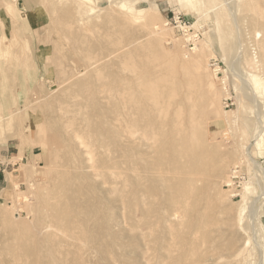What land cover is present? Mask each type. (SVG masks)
Segmentation results:
<instances>
[{"label":"rangeland","instance_id":"1","mask_svg":"<svg viewBox=\"0 0 264 264\" xmlns=\"http://www.w3.org/2000/svg\"><path fill=\"white\" fill-rule=\"evenodd\" d=\"M244 1L0 0V264H264V0Z\"/></svg>","mask_w":264,"mask_h":264},{"label":"bare ground","instance_id":"2","mask_svg":"<svg viewBox=\"0 0 264 264\" xmlns=\"http://www.w3.org/2000/svg\"><path fill=\"white\" fill-rule=\"evenodd\" d=\"M257 3H258V2H257ZM243 5H244L243 7H245V9H246V8H249V9H251V11H253V9H256V1H255V0H247V1H244ZM261 9H262V8H260V10H261ZM247 10H248V9H247ZM249 11H250V10H249ZM262 11H263V10H262ZM260 13H261V11H260ZM261 16H262V15H261ZM261 19L264 20L263 17H262ZM261 27H262V26H261ZM262 28H263V27H262ZM262 31H263V30H262ZM261 43H262V42H261ZM200 45H201V44H200ZM202 45H203V44H202ZM261 45H262V44H261ZM202 47H204V46H202ZM262 49H263V48H262ZM263 50H264V49H263ZM263 50H262V52H263ZM196 51H199V52H198L196 55H194V57L192 56V58H189V60H186V59L183 60V59H182L181 64H180V68H181V69H183L184 71L193 70V71L195 72L194 69L199 70L198 67L201 68L200 66H202V63H203V58H204L203 56H204V54H203V51L200 50V49H199V50L196 49ZM263 53H264V52H263ZM180 55H181V54H180ZM202 55H203V56H202ZM150 57H151V56H150ZM174 57H175V56H174ZM190 57H191V55H190ZM202 57H203V58H202ZM164 58H165V57H164ZM166 58H167V57H166ZM172 58H173V57H172ZM172 58H171V59H172ZM167 59H168V58H167ZM173 60H174V58H173ZM170 61H172V60H170ZM206 65H207V64H206ZM155 66H156V65H155ZM166 66H167V64H166ZM157 67H158V66H157ZM146 68H148V67H146ZM146 68H145V69H146ZM176 68H177V67H176ZM176 70H177V69H176ZM150 71H151V70H150ZM132 72H134V71H132ZM168 72H169V71H168ZM135 73H136V72H135ZM135 73H134V74H135ZM150 73H151V72H150ZM150 73H149L148 75H150ZM201 73H202V72H201ZM213 73H214V72H213ZM136 74H137V73H136ZM194 74H196V73H194ZM204 74H205V73H204ZM206 74H207V73H206ZM210 74H211V73H210ZM157 75H158V74H157ZM165 75H166V73H165ZM196 75H197V74H196ZM150 76H151V75H150ZM158 76H159V75H158ZM171 76H172V75H171ZM189 76H191V75H189ZM202 76H203V75H202ZM148 77H149V76H148ZM161 77H162V76H160V78H161ZM163 77H164V76H163ZM207 77H208V76H207ZM155 78H156V76H155ZM155 78H154V79H155ZM209 78H210V75H209ZM158 79H159V77H158ZM164 79H165V78H164ZM168 79H169V78H168ZM168 79H167V81H168ZM178 79H179V78H178ZM193 79H194V78H193ZM196 79H197V78H196ZM203 79H204V78H203ZM211 79H212V78H211ZM135 80H137V79H135ZM145 80H146V79H145ZM145 80H144V81H145ZM162 80H163V79H162ZM162 80H160V81H162ZM175 80H176V79H175ZM187 80H188V79H187ZM197 80H198V79H197ZM197 80H196V82H197ZM152 81H153V80H152ZM160 81H159V82H160ZM167 81H164L163 83H165V82L167 83ZM169 81H170V80H169ZM181 81H182V80H181ZM185 81H186V77H185ZM185 81H183V82H185ZM148 82H149V81H148ZM171 82H174V81H171ZM199 82H200V80H199ZM206 82H207V81H206ZM149 83H150L149 85H148L147 83H146V84L144 83L145 86L148 85V86H146V89L150 92V93H149V100L152 101V107H153V106L157 107L158 104H159L158 98H159V96L161 95V92L159 91V88H156V87H155V86H157L156 84H157L158 82H155L156 84L154 83V85L152 84L151 81H150ZM168 83H169V82H168ZM170 84H171V83H170ZM174 84H175V83H174ZM196 84H197V83H196ZM198 84H199V83H198ZM257 84H260V82L257 81ZM142 85H143V84H142ZM165 85H166V84H165ZM177 85H178V84H177ZM177 85H176V86H177ZM139 86H140V85H139ZM143 86H144V85H143ZM167 86H168V85H167ZM171 86H172V85H171ZM173 86H174V85H173ZM183 86H186L187 89H188V90H187L186 87H185V90H187L188 92H187V91L185 92V96H184V98L187 99L188 101H190V98H192V97L190 96V95H192V94H191L192 91H191L190 88H191L192 86H195V84H194L193 81H189V82L187 81V83L183 84ZM198 86H199V85H198ZM160 87H161V86H160ZM180 87H181V86H180ZM199 87H200V86H199ZM138 88H139V87H138ZM164 88H165V87H163V90H164ZM167 88H168V87H167ZM167 88H166V89H167ZM169 88H170V87H169ZM176 88H177V87H176ZM176 88H175V90H176ZM181 89H182V87H181ZM192 89H193V87H192ZM163 90H162V91H163ZM171 90H172V88H171ZM175 90H173V91H175ZM198 90H199V89H198ZM200 90H201V89H200ZM148 91H147V93H148ZM169 91H170V90H169ZM177 91H179V90H177ZM190 91H191V92H190ZM209 91H210V90H209ZM143 92H144V91H143ZM171 92H172V91H171ZM202 92H203V90H202ZM163 93H164V92H163ZM176 93H177V92H176ZM200 93H201V92H200ZM203 93H204V92H203ZM138 94H139V93H138ZM168 94H169V93H168ZM209 94H210V93H209ZM140 95H141V94H140ZM142 95H144V94L142 93ZM176 95H178V94H176ZM183 95H184V94H183ZM204 95H205V94H204ZM207 95H208V94H207ZM173 96H174V95H173ZM180 96H181V95H180ZM139 97L141 98V96H139ZM161 97H162V96H161ZM167 97H168V96H167ZM170 97H172V96H170ZM210 97H211V98L209 99V100H210V103L214 104V103L216 102V100H217V99H216L217 97L214 96V94H213L212 96H210ZM133 98H134V97H133ZM146 98H147V97H146ZM184 98H183V99H184ZM207 98H208V97H207ZM159 99H160V98H159ZM161 99H162V98H161ZM161 99H160V100H161ZM166 99H167V98H166ZM192 99H193V98H192ZM138 100H140V99L137 97V101H138ZM149 100H148V101H149ZM175 100H176V99H175ZM168 101H169V100H168ZM176 101H177V100H176ZM179 101H180V99H179ZM183 101H184V100H183ZM130 102H131V101H130ZM135 102H136V101H135ZM144 102H145V101H144ZM165 102H167V101H165ZM165 102H164V104H165ZM141 103H143V102H141ZM160 104H161V102H160ZM180 104H181V103H180ZM185 104H186V103H185ZM192 104H193V103H192ZM165 105H166V104H165ZM165 105H164V106H165ZM171 105H172V104H171ZM178 105H179V104H178ZM181 105H182V104H181ZM190 105H191V104H190ZM190 105H189V106H190ZM194 105H195V104H194ZM194 105H193V106H194ZM202 105H203V104H202ZM139 106H140V105H139ZM166 107H167V106H166ZM191 107H192V106H191ZM199 107H202V106H199ZM205 107H206V105H205ZM158 108H159V106H158L156 109H154V110H156V112H157V109H158ZM167 108H168V107H167ZM181 108H182L181 106H179V107L177 106V107L174 109V114H175V115L177 114V115H176V116H177V119H175V120H177V121H176V124H175L174 122H172V123L175 124V125L181 124L182 121L184 120V119H183V117H184V116H183V114H184L183 112H184V111L182 110V112H181ZM187 108H188V107H187ZM131 109H132V108H131ZM139 109H140V108H139ZM142 109L144 110V108H142ZM160 109H161V108H159V110H160ZM164 109H165V108H164ZM172 109H173V108H172ZM191 109H192V108H191ZM197 109H198V108H197ZM151 110H152V109H151ZM169 110H170V109H169ZM192 110H193V109H192ZM164 111H165V110H164ZM195 111H196V110H195ZM141 112H142V111H141ZM162 112H163V110H162ZM167 112H169V111H167ZM192 112L194 113V111H192ZM192 112L189 110V115H190L189 117H190V118L193 117V116H192ZM129 113H130V112H128V114H129ZM132 113H133V112H132ZM135 113H136V112H135ZM158 113H160V111H159ZM163 113H165V112H163ZM182 113H183V114H182ZM155 114H156V113H155ZM161 114H162V113H161ZM129 115H130V114H129ZM146 115H147V114H146ZM151 115H152V114H151ZM153 115H154V114H153ZM164 115H165V114H164ZM164 115H162V116H164ZM168 115H169V114H168ZM175 115H174V116H175ZM130 116H132V115H130ZM148 116H149V115H148ZM159 116H160V115H159ZM169 116H170V115H169ZM174 116H173V119L175 118ZM194 116H195V115H194ZM143 117H144V116H143ZM154 117H155V116H154ZM167 117H168V116H167ZM189 117H187V118H189ZM168 118H169V117H168ZM196 118H197V116H196ZM153 119H154V118H153ZM157 119H158V118H157ZM159 119H160V117H159ZM161 119H162L161 121H164L163 118H161ZM173 119H172V120H173ZM168 120H169V119H168ZM168 120H165V121H168ZM185 120H186V119H185ZM131 121H132V120H131ZM170 121H171V120H170ZM188 121H189V122H187V123L189 124L190 122H192V119H190V120L188 119ZM193 121H194V120H193ZM195 121H196V120H195ZM149 122H150V121H149ZM155 122H157V120H155ZM158 122H159V120H158ZM200 122H201V120H200ZM200 122H199V123H200ZM147 124H148V123H147ZM160 124H161V123H160ZM165 124H167V123H165ZM182 124L184 125V124H186V123L183 122ZM190 124H191V123H190ZM170 126H171V123H170ZM129 127H130V126H128V128H129ZM171 127H173V126H171ZM177 127H178V126H176V128H177ZM184 127H185V126H184ZM184 127H183V128H184ZM191 127H192V126H191ZM193 127H194V125H193ZM197 127H198V126H197ZM130 128H132L131 131L133 130V132H135V131H134L135 129H133V128H135V126H134V127L132 126V127H130ZM130 128H129V129H130ZM146 128H147V127H146ZM187 128H188V127H186V129H187ZM152 129H153V128H152ZM156 129H157V128H156ZM163 129H164V128H163ZM165 129H166V128H165ZM168 129H169V128H168ZM174 129H175V128H174ZM174 129H173V131H174ZM178 129H179V127H178ZM190 129H191V128H190ZM147 130H148V129H146L145 131H147ZM159 130H160V129H159ZM169 130H170V129H169ZM187 130H188V129H187ZM128 131H129V130H128ZM153 131H155V130H153ZM167 131H168V130H167ZM173 131H172V133H174ZM178 131H179V134H181V133L183 134V133L186 132V131H185V132H181L180 130H178ZM142 132H143V131H142ZM155 132H156V131H155ZM160 132H161V131H160ZM165 132H166V130H165ZM165 132H164V133H165ZM180 132H181V133H180ZM188 132H190V133H189V135H190V134H191V131L188 130ZM131 133H132V132H131ZM136 133H137V130H136ZM168 133H169V132H168ZM172 133H170V134H172ZM186 133H187V132H186ZM263 133H264V132H263ZM144 134H145V133H144ZM155 134H156V133H155ZM155 134H153V135H155ZM182 134H181V135H182ZM187 134H188V133H187ZM130 135H131V134H130ZM162 135H163V132H162ZM167 135H168V134H167V132H166V136H164L165 140H164V138H163V140H164V143H165V141H166V144H168V147H169V145H170L169 142H171V144H172V142H173V141H171V140H173L171 137H173L174 135H176V133L173 134V136L170 135V138H169V139L167 138ZM184 135H185V134H184ZM184 135H183V136H184ZM143 136H144V138L146 137L145 135H143ZM183 136H181V137H183ZM186 136H187V135H186ZM186 136H185V137H186ZM254 136H255V141H254L255 144H254V145H255V147H259V148H260V147L262 146L263 142H264V138H263L264 135L262 136L261 132H258V133L255 134ZM156 137H157V135H156ZM162 137H163V136H162ZM191 137H192V136H191ZM146 138H148V137H146ZM160 138H161V137H160ZM194 138H195V137H194ZM194 138H193V139H194ZM158 139H159V138H158ZM158 139H157V141H158ZM179 139H180V138H179ZM185 139H186V138H184V140H185ZM188 139H190L189 136L187 137V141H190V140H188ZM153 140L155 141L156 139L154 138ZM163 140H162L161 145H163ZM174 140H175V139H174ZM181 140H182V139H181ZM181 140H180V141H179V140L177 141L179 145H178V144H174V145H172V147L176 146V147H175V150H176V151L173 150L176 154H175L174 152H172L171 154L174 153L173 156L175 157V156L179 153V154H181L183 157L180 156V155H179L178 157H182V159L184 160V156H185V155H190V154H188V153L191 151L190 146H192V145H190L191 143L189 142L190 144H189V147H188V143H187V145H186V142H187L186 140H185V144H184L183 142H182L183 144H181V143H179V142H181ZM193 141H194V140H193ZM174 142H176V140H175ZM150 143L152 144L153 142H150ZM154 143H155V142H154ZM180 144H181V145H180ZM152 145H153V144H152ZM157 145H158V144H157ZM149 146H150V145H149ZM149 146H147V147H149ZM163 146H164V145H163ZM160 147H161V146H160ZM160 147H159V148H160ZM166 147H167V146H166ZM163 148H164V147H163ZM169 148H171V146H170ZM179 148H180V150H179ZM193 148H194V147H193ZM170 151H171V149L169 150V152H170ZM191 152H192V151H191ZM202 153H203V152H202ZM194 154H195V153H194ZM168 155H169V154H168ZM192 155H193V154L190 155V158H193V157H191ZM197 155H200V154H197ZM165 157H166V156H165ZM198 157H199V160H200V159H201V160H204V158H207V159H209L208 161H210V157H211V156H209V155H204V153H203V154L201 155V157H200V156H198ZM198 157H197V159H198ZM167 158H169V157H167ZM165 159H166V158H165ZM180 159H181V158H180ZM182 159H181V160H182ZM160 160H162V159H160ZM166 160H167V159H166ZM205 160H206V159H205ZM184 161H185V160H184ZM161 162H162V161H161ZM178 162L180 163V161H178ZM182 162H183V161H181V164H182ZM191 162H192V161H191ZM201 162H203V161H201ZM175 163H176V162H175ZM187 163H188V162H187ZM190 164H191V163H190ZM206 164H207V163H206ZM183 165H185V164H183ZM188 166L191 167V165H188ZM188 166H187V167H188ZM201 166H202V165H201ZM207 166H208V165H207ZM181 167H182V165H181ZM188 168H189V167H188ZM159 169H160V166H159ZM202 169H203V168H202ZM210 169H211V168H210ZM187 171H188V170H187ZM208 171H209V170H208ZM150 172H151V171H150ZM168 173H169V172H168ZM173 173H174V172H173ZM181 173H182V172H181ZM184 173H185V172H184ZM188 173L193 175L194 172H193V171H190V169H189V172H188ZM188 173H187V174H188ZM189 174H188V175H189ZM167 175H168V174H167ZM173 175H174V174H173ZM183 175H184V174H183ZM175 176H176V175H175ZM186 176H187V175H186ZM193 176H195V175H193ZM183 179H184V178H183ZM230 179H231V178H230ZM178 180H179V179H178ZM185 180H186V179H185ZM181 181H182V180H181ZM199 181H200V180H199ZM197 182H198V180H197ZM231 182H232V181H231ZM184 183H186V182H184ZM197 184H199V183H197ZM181 186H182V185H181ZM186 186H188L189 188H190V187L192 188V187H193V186H192V182H188V183H186ZM259 187H261V192H262V195H263V194H264V177L262 178V180H260V182H259ZM245 188H247V187H245ZM192 189H193V188H192ZM194 190H195V188H194ZM192 191H193V190H192ZM223 191H224V190H223ZM191 195H192V194H191ZM40 196H41V195H40ZM148 196H149V195H148ZM152 197H153V196H152ZM191 198H192V197H191ZM225 199H227V198H225ZM40 200H41V199H40ZM208 200H209V199H208ZM207 203H208V202H207ZM209 203H210V202H209ZM212 204H213V203H212ZM208 205H209V204H208ZM208 205H207V206H208ZM210 205H211V203H210ZM168 210H169V208H168ZM182 210H183V209H182ZM207 210H208V209H207ZM209 210H210V209H209ZM170 211H172V209L169 210V212H170ZM173 211H174V210H173ZM240 211H241L240 213H242V211H243V207L241 208ZM169 212H168V213H169ZM175 212H176V211H175ZM177 212H178V211H177ZM177 212H176V215H178ZM179 212H180V210H179ZM65 214H66V213H65ZM169 214H170V213H169ZM171 215L174 216L175 213H174V214L171 213L169 216H171ZM180 215H181V214H180ZM180 215H179V217H180ZM181 216H183V215H181ZM240 219H241V218H240Z\"/></svg>","mask_w":264,"mask_h":264},{"label":"crops","instance_id":"3","mask_svg":"<svg viewBox=\"0 0 264 264\" xmlns=\"http://www.w3.org/2000/svg\"><path fill=\"white\" fill-rule=\"evenodd\" d=\"M4 179V178H3Z\"/></svg>","mask_w":264,"mask_h":264}]
</instances>
